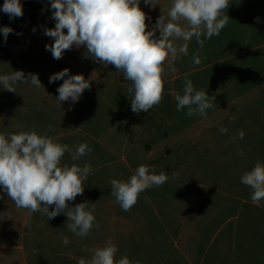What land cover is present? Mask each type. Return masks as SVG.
<instances>
[{
  "label": "crops",
  "instance_id": "obj_1",
  "mask_svg": "<svg viewBox=\"0 0 264 264\" xmlns=\"http://www.w3.org/2000/svg\"><path fill=\"white\" fill-rule=\"evenodd\" d=\"M152 3L140 0L149 30L162 11L167 15L170 0ZM52 11L44 4L36 30L13 37L0 52V75L22 70L37 74L42 84L17 83L16 92L0 86V133L33 128L43 133L51 125L48 134L59 143L86 142L92 152L75 163L90 164L94 173L69 206L95 203L99 228L81 239L67 228L65 214L29 217L0 187V264H78L92 255L82 248L108 240L118 246L117 259L126 254L133 264H264V200L254 204L250 188L241 183L257 160L264 162V0H230L228 23L205 40L201 63H192L199 48L193 38L176 71L165 66L161 103L140 114L130 107V82L114 66L94 62L83 47L73 46L59 60L46 50L54 43L45 35L46 28L55 27ZM6 15L0 10V19ZM65 68L91 80L78 102L59 103L63 80L49 83ZM185 76L215 96L207 119L176 110L174 97L183 94ZM221 126L228 131L221 134ZM62 163H72L68 153ZM141 164L155 166L169 179L145 190L125 212L110 195L109 181L128 179Z\"/></svg>",
  "mask_w": 264,
  "mask_h": 264
},
{
  "label": "clouds",
  "instance_id": "obj_2",
  "mask_svg": "<svg viewBox=\"0 0 264 264\" xmlns=\"http://www.w3.org/2000/svg\"><path fill=\"white\" fill-rule=\"evenodd\" d=\"M144 3L153 6L152 0H144ZM229 5L230 0H170L167 15L162 11L149 30L146 23L149 17L141 9L140 0H51L55 27L46 28L45 35L53 38L54 43L46 45V50L59 60L73 46L85 48L86 57L105 66H114L124 80L130 82L127 93L132 97L131 110L136 114L148 113L164 98L165 66L169 72H175L176 62L189 55V42L193 38L199 48L192 56V63L199 65L201 57L198 53L204 48L205 40L218 36L227 25L229 17L225 10ZM0 10L10 20L23 16L21 0H4ZM13 31L8 26L0 28L5 43ZM58 80H63L57 88V101L61 104L78 102L83 92L91 87L90 78L86 79L82 74L69 75L68 68L51 75L49 83ZM17 83L36 88L42 86L34 73L26 75L22 70H12L0 75V86L4 90L16 92ZM174 99L176 110L186 109L188 117L207 119L208 110L216 106L215 96L196 89L187 76L183 94H176ZM51 131L49 125L43 133L35 128L0 133V187L17 208L27 210L29 217L39 212L51 220L65 214L67 228L83 239L93 228H99L95 203L90 206L85 201L74 207L69 205L77 196L83 195L85 182L94 173L90 164L75 163L91 153L92 148L86 142L73 146L59 143L48 134ZM219 131L224 134L228 130L221 126ZM244 135L242 130L239 131L240 139ZM66 153L71 164L62 163ZM238 155L243 156L244 149H240ZM168 179L164 172L157 174L155 166L141 164L128 179H111L110 195L127 212L138 202L141 193L164 185ZM241 183L250 188L254 204L264 200V162L257 160L251 170L244 172ZM62 240L65 245L69 243L66 236ZM81 251H90L92 255L90 259L80 258L78 264H133L126 254L116 258L118 246L111 240L101 247L82 248Z\"/></svg>",
  "mask_w": 264,
  "mask_h": 264
},
{
  "label": "trees",
  "instance_id": "obj_3",
  "mask_svg": "<svg viewBox=\"0 0 264 264\" xmlns=\"http://www.w3.org/2000/svg\"><path fill=\"white\" fill-rule=\"evenodd\" d=\"M49 2H51V0H49ZM44 4V0H26L25 4L23 5L22 17L10 20L9 16H6L0 21V28L8 26L14 30L13 32L9 33L6 43H9L13 37L27 34L33 30V28H35L39 13ZM2 37L3 34L0 33V39Z\"/></svg>",
  "mask_w": 264,
  "mask_h": 264
},
{
  "label": "rangeland",
  "instance_id": "obj_4",
  "mask_svg": "<svg viewBox=\"0 0 264 264\" xmlns=\"http://www.w3.org/2000/svg\"><path fill=\"white\" fill-rule=\"evenodd\" d=\"M44 1H45V5H49V4H51V2H49V0H44ZM23 5H24V4H23ZM6 16H8V15H6ZM6 16H4V17H6ZM4 17H2V18L0 19V21H1ZM8 44H9V43H5V42H4V37H2V38L0 39V52L4 51V50L7 48Z\"/></svg>",
  "mask_w": 264,
  "mask_h": 264
}]
</instances>
